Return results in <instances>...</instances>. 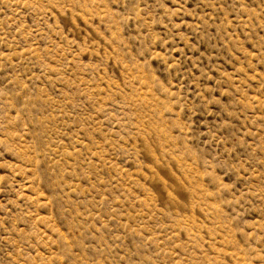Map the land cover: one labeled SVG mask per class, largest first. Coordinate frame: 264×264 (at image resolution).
<instances>
[{"label":"rangeland","instance_id":"1","mask_svg":"<svg viewBox=\"0 0 264 264\" xmlns=\"http://www.w3.org/2000/svg\"><path fill=\"white\" fill-rule=\"evenodd\" d=\"M0 264H264V0H0Z\"/></svg>","mask_w":264,"mask_h":264}]
</instances>
